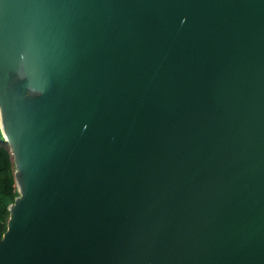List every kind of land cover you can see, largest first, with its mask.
<instances>
[{"label":"water","instance_id":"obj_1","mask_svg":"<svg viewBox=\"0 0 264 264\" xmlns=\"http://www.w3.org/2000/svg\"><path fill=\"white\" fill-rule=\"evenodd\" d=\"M0 264H264V0H0Z\"/></svg>","mask_w":264,"mask_h":264},{"label":"trees","instance_id":"obj_2","mask_svg":"<svg viewBox=\"0 0 264 264\" xmlns=\"http://www.w3.org/2000/svg\"><path fill=\"white\" fill-rule=\"evenodd\" d=\"M0 142H3L0 133ZM14 165L7 147L0 145V234L7 229L9 219L8 206L18 196L13 180Z\"/></svg>","mask_w":264,"mask_h":264},{"label":"rangeland","instance_id":"obj_3","mask_svg":"<svg viewBox=\"0 0 264 264\" xmlns=\"http://www.w3.org/2000/svg\"><path fill=\"white\" fill-rule=\"evenodd\" d=\"M1 146L7 147V145L4 142H0Z\"/></svg>","mask_w":264,"mask_h":264}]
</instances>
